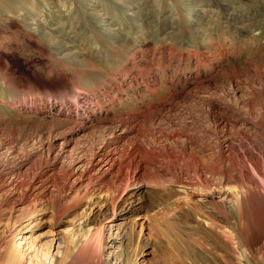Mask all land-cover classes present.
<instances>
[{
    "label": "rangeland",
    "instance_id": "1",
    "mask_svg": "<svg viewBox=\"0 0 264 264\" xmlns=\"http://www.w3.org/2000/svg\"><path fill=\"white\" fill-rule=\"evenodd\" d=\"M86 1L0 0V173L15 171L8 176L15 179L14 185L3 187L0 180V189L5 188L0 193V264L8 260L4 250L6 238L24 237L31 244L47 249L53 236L65 239L87 220L93 226L104 218L107 224L111 222L105 212L106 198L122 193L127 182L118 185V192L108 189L109 186L94 195L92 190L87 194L83 189L75 190L69 201L80 197L82 202L58 216L53 180L62 178L69 169L81 170L84 163L100 154L113 132L121 130L126 132V137L117 145L121 148L116 146L115 166L128 160L135 144L147 152L161 151L163 155L152 164L137 160L139 172L130 183L142 187L141 210L127 218L122 216L123 210L118 212L115 236H109L107 230L104 236L112 240L113 236L118 238L126 233L131 240L121 246L114 238L109 251L115 258L122 248L126 250L124 257H135L141 252L137 264H200V254L207 251L203 242L209 243L212 251L221 250L207 231L200 229V175L191 167L192 157L200 160V146L212 140V122L201 111L200 98L186 99L172 87L167 89V85H162L164 91L160 89L155 98L149 92L142 95V92L126 91L116 96L117 103L108 115L96 113L98 121L79 132L71 128L80 123L63 115L75 114L77 109L83 111L87 103L91 105L90 100L94 101L96 92L102 93L114 80L117 82L133 52L158 50L167 45L174 49V56L190 55L198 42L200 59L210 54L219 66V72H211L216 83L213 89L234 100L242 108L243 117L252 118L247 105L252 104L253 111L258 112L259 102L264 101L261 90L264 0L220 2L232 7V13L211 12L206 31L200 34L195 32L192 21L195 12L190 0H97L109 21L116 24L114 27L108 26L103 21L104 14ZM138 8L151 13L139 25L133 14ZM158 10L162 16H170L169 11L173 10L183 17L179 30L182 36L148 29L150 25L155 27L152 16ZM215 50L223 54L215 55ZM148 57L136 60L150 62ZM186 61L184 75L193 76L190 66L194 60ZM171 63L172 69L180 68L177 57ZM156 67L163 78L165 73L159 65ZM170 72L167 68L166 73ZM199 81L207 84L206 79L199 77ZM107 93L112 95L110 91ZM27 104L29 107L24 108ZM122 116L126 117L123 124ZM40 170L48 172L40 194L37 190L28 191L26 183ZM87 182L85 179L84 185ZM92 185L93 188L97 185L95 178ZM23 195L27 198H22Z\"/></svg>",
    "mask_w": 264,
    "mask_h": 264
},
{
    "label": "bare ground",
    "instance_id": "2",
    "mask_svg": "<svg viewBox=\"0 0 264 264\" xmlns=\"http://www.w3.org/2000/svg\"><path fill=\"white\" fill-rule=\"evenodd\" d=\"M223 1H189L191 6L194 7L195 13L192 21L194 27H196V33H205V25L211 12H224L225 15L228 12L232 13V7L227 4H220ZM86 2L93 9L104 14L103 21L108 26L114 27L116 25L114 22L109 21V16L106 15L97 0H87ZM61 3L65 4V1H61ZM64 4L61 5L65 7ZM67 6L70 5L67 4ZM144 10L138 8L133 12L137 17L135 21L137 25L141 24L143 19L146 21L151 16V13H144ZM160 12L158 10L152 16L155 27L150 25L148 29L154 31H160L161 29V32L165 34L182 36L183 33L179 30H181L180 25L183 17L179 13L173 12V10L169 11L170 16H162ZM168 29L169 32H166ZM194 45L195 48L192 49L190 55L180 53L178 56H174V49L167 45L158 50L152 48L147 52H133L128 59V64L122 68V76L118 78L117 82L114 80L115 82L113 81L102 93L96 92L98 94L94 101H89L91 105L86 102L88 106L83 111L77 109L75 114L64 112L65 114L62 115L67 120L72 119L80 123L78 127L71 128V131L79 132L82 128L90 126L93 121H98L96 113L102 112L103 116L108 115L117 103L118 98L116 96H120L126 91L142 92V95L149 92L155 98L160 94V89L164 91L162 85H167V89L172 87L173 90L183 93L186 99L192 97L200 98V109L207 114L212 122L213 132H211L210 136L213 141L210 139V142L204 145L200 144L202 151L200 160L195 156L192 157L191 161L193 164L191 167L195 173L200 175V229L207 231L206 233L210 236L213 243L215 242L221 248L220 252L217 253L210 250L209 243L206 245L203 242L204 249L207 251H205L204 255L200 254V264H264V101L260 99L258 112H254L252 104L249 103L247 106L252 118L243 117L242 108L240 109L234 100L213 89L216 83L212 81V75L220 71L218 70L219 66L212 61L214 57L212 58L209 54L200 59V44L196 42ZM214 53L215 55H220L222 52L215 50ZM147 56L151 57L150 62L146 61V59L136 60V58ZM176 57L180 68L172 69L174 66L171 61ZM188 59L194 60V63L190 66L193 76L184 75L187 69L183 68V66H185L184 63ZM157 65L165 73L163 78L159 77L157 73L159 70L156 67ZM167 68L171 69L170 74L166 73ZM252 70L256 74L257 70L255 68ZM232 73L236 75L237 71ZM199 77L201 80L206 79L207 84L199 81ZM261 90L264 91V78L261 80ZM108 91L112 92V95L108 94ZM166 93L170 94L168 91ZM179 93L174 94V96L179 95ZM106 99L109 101L104 104ZM74 102L77 105L76 101ZM27 107H29L28 104L24 108ZM153 108H156V106ZM70 109L68 106L67 110L70 111ZM125 119L126 117L123 116L120 118L121 124L124 123ZM125 137L126 132L124 130L113 132L111 140L109 142L106 141V146L100 154H95L96 156H93V159L84 163L81 170L80 168L69 169L62 178L53 180V187L57 192L56 212L58 216L75 208L82 202L80 197L69 201L68 198L71 192L74 193L75 190L80 192L83 189L85 194L92 190L91 195H94L95 193L101 194L104 190L103 187L109 186L108 189L114 188L118 192V185L127 182L122 193H117V195L114 193L110 198H106L105 212L109 214L107 218L111 222L107 224L104 218L93 226L91 221L88 222L87 220L77 226L76 229L70 231L65 239L60 235L53 236L52 243L47 249L43 246L31 244L24 237L21 239H17L15 236L6 238L4 250L7 252L8 264H137L141 252L137 253L135 257H124L126 250L122 248L119 251V256L115 258L114 253L109 251L113 245V239L117 238L114 237L115 233H113L116 226L114 221L119 217L118 212L120 210H123L122 216L125 218L135 211L140 212L143 201L141 195L142 187L130 183L131 178H134L139 172V167L136 164L138 161L144 164H152L163 153L161 151L158 153L147 152L140 145L135 144L128 160L123 165L115 166L114 161L118 155L116 146L121 141H125ZM171 137L175 138V135ZM124 146H126V143ZM169 153L171 155L170 151ZM114 171L118 172V174H114ZM14 172V170H11L3 174L0 173V180L4 182L3 187L15 184V179L8 177ZM47 173L45 170H40L36 173V177L28 180L26 183L28 191L37 190L36 192L40 194L39 190L41 185L46 183L43 178ZM96 174L101 176L99 177ZM94 178L97 185L93 188L92 182ZM37 179H40V181L36 185ZM85 179L88 182L84 185ZM4 189H0V193ZM66 189L68 192H65ZM31 194L33 195L34 193ZM24 197L25 195L22 196V198ZM18 201L17 199L16 202ZM106 230L109 232V236L114 235L112 240L105 238ZM117 239L116 241L121 246L127 240L129 243L131 240L126 233L121 234Z\"/></svg>",
    "mask_w": 264,
    "mask_h": 264
}]
</instances>
